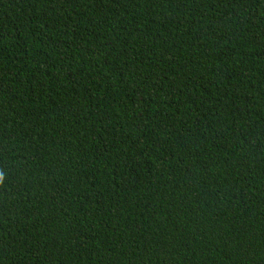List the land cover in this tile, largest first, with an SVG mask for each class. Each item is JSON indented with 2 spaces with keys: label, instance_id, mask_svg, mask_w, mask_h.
I'll list each match as a JSON object with an SVG mask.
<instances>
[{
  "label": "trees",
  "instance_id": "1",
  "mask_svg": "<svg viewBox=\"0 0 264 264\" xmlns=\"http://www.w3.org/2000/svg\"><path fill=\"white\" fill-rule=\"evenodd\" d=\"M0 264H264V0H0Z\"/></svg>",
  "mask_w": 264,
  "mask_h": 264
}]
</instances>
